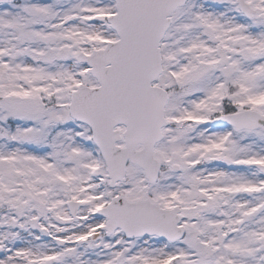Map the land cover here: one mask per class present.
Instances as JSON below:
<instances>
[{"label":"snow or ice","instance_id":"obj_1","mask_svg":"<svg viewBox=\"0 0 264 264\" xmlns=\"http://www.w3.org/2000/svg\"><path fill=\"white\" fill-rule=\"evenodd\" d=\"M0 264H264V0H0Z\"/></svg>","mask_w":264,"mask_h":264}]
</instances>
